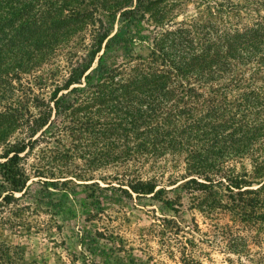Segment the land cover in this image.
<instances>
[{
	"label": "trees",
	"instance_id": "16d2710c",
	"mask_svg": "<svg viewBox=\"0 0 264 264\" xmlns=\"http://www.w3.org/2000/svg\"><path fill=\"white\" fill-rule=\"evenodd\" d=\"M165 1L0 0V99L11 93V80L69 49L61 82L46 100L30 98L35 116L23 107L0 111V206L23 193L27 150L72 129L108 140L91 160L119 168L113 179L126 193H161L133 174L165 155L171 166L182 156L180 188L255 194L254 206L264 204V184L251 187L264 175V15L222 27L214 19L168 26ZM116 16L131 29L109 36ZM79 32L80 42L69 44ZM14 128L19 136L7 141ZM12 215L19 226V214ZM19 260L18 247L0 240V264Z\"/></svg>",
	"mask_w": 264,
	"mask_h": 264
},
{
	"label": "rangeland",
	"instance_id": "374dc122",
	"mask_svg": "<svg viewBox=\"0 0 264 264\" xmlns=\"http://www.w3.org/2000/svg\"><path fill=\"white\" fill-rule=\"evenodd\" d=\"M162 4L169 7L168 26L214 19L222 27L237 21L248 24L264 15V0H166ZM130 29L131 24L116 16L109 36ZM81 35L74 34L69 44L77 45ZM133 48L146 52L145 44L135 43ZM67 51V47L56 50L19 80H11V93L0 99V111L23 107L35 116L30 98L46 100L61 82L67 72ZM17 132L21 131L14 128L7 141L17 139ZM92 137L80 129L62 130L54 138L37 140L22 157L28 177L23 193H14L13 202L0 206V240L18 247L20 263L264 264V204L254 206L250 198L255 194L186 191L179 187L187 176L182 156L171 166L166 155L154 165L160 167V174L155 176L156 169L149 163L133 174L152 180L154 190H165L135 194L121 186L126 193L113 179L119 168L107 160L102 165L91 160L90 152L108 141L95 142ZM3 148L0 145V152ZM261 183L264 175L251 187ZM15 213L20 216L19 226L12 225L18 220Z\"/></svg>",
	"mask_w": 264,
	"mask_h": 264
}]
</instances>
